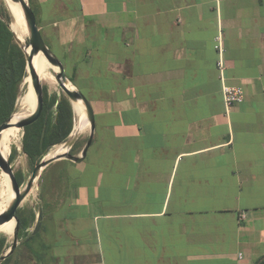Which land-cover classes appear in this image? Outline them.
Wrapping results in <instances>:
<instances>
[{"label": "crops", "instance_id": "0c3cea01", "mask_svg": "<svg viewBox=\"0 0 264 264\" xmlns=\"http://www.w3.org/2000/svg\"><path fill=\"white\" fill-rule=\"evenodd\" d=\"M37 1L95 131L81 162L42 171L10 264L263 256L264 0ZM218 36L227 83L243 89L229 110Z\"/></svg>", "mask_w": 264, "mask_h": 264}, {"label": "trees", "instance_id": "16d2710c", "mask_svg": "<svg viewBox=\"0 0 264 264\" xmlns=\"http://www.w3.org/2000/svg\"><path fill=\"white\" fill-rule=\"evenodd\" d=\"M29 2L45 43L57 54L52 43L46 40L42 34V26L46 24V14H44L43 6L37 0H29ZM10 18L9 11L4 9L0 4V124L15 112L18 93L27 75L25 54L13 31L10 29ZM69 79L74 83L71 77ZM73 110L74 107H72L63 92L60 94H49L46 86H43L42 112L36 121L23 128L22 150L27 155L31 170L49 152L51 147L61 144L68 139L74 126ZM78 142L76 141L71 148V154L78 147ZM12 152L9 157L10 162L14 158L15 147H13ZM15 176L19 185L25 183L26 178L21 171L16 172ZM42 177L43 173L40 178L41 182ZM10 190L9 187L8 191ZM7 196L11 197L13 195L12 193H8ZM17 217L20 221V228H25L32 222L34 215L29 209L18 208ZM8 246L7 237L1 236L0 255ZM12 253L1 264H10ZM253 264H264V255L257 258Z\"/></svg>", "mask_w": 264, "mask_h": 264}, {"label": "water", "instance_id": "95a60500", "mask_svg": "<svg viewBox=\"0 0 264 264\" xmlns=\"http://www.w3.org/2000/svg\"><path fill=\"white\" fill-rule=\"evenodd\" d=\"M13 3H16L20 6L22 10L23 19L28 32V40L27 43L21 44L19 42L18 37L15 35L12 30V26L10 25V29L13 31L17 41L22 47L25 59H26V72L29 74V78L31 80L34 97H35V106L33 111L26 117L18 118L14 124H12V115L6 119L4 122L0 124V140L1 133L4 129L15 125L19 128H24L25 126L33 123L38 119L42 112L43 108V85L40 79L38 72L36 71V67L34 66V58L36 55H41L45 58L48 63L53 67H57L58 71H55V78L60 86L63 94L70 101L72 107H74V103L81 102L84 110V122L89 124V135L87 140L81 149L79 155H74L70 153L71 148L75 144L79 132L76 130L74 134L63 142L62 146L59 148L60 153H55L48 156L45 159H41L32 169L30 176L26 180V183L23 188L18 184L15 173L12 169L11 162L8 159L4 158L0 150V170L8 175L9 178V187L12 190L13 197L9 204L0 211V226L14 220V228L12 231V241L9 244L8 248L2 252L0 255V264L15 250L18 239H19V230H20V221L17 217V210L21 206L23 200L26 196L32 191L35 186L36 181L40 177L44 168L49 165L51 162L58 159H69L73 162L79 163L81 162L87 154V150L90 147L95 131V115L93 108L90 102L87 100L85 95L69 80L66 75L64 65L57 57V55L48 47L45 43L40 28L36 22V16L34 11L30 5L29 0H10ZM10 13V12H9ZM11 21H13V16L10 13ZM71 134V133H70Z\"/></svg>", "mask_w": 264, "mask_h": 264}, {"label": "rangeland", "instance_id": "374dc122", "mask_svg": "<svg viewBox=\"0 0 264 264\" xmlns=\"http://www.w3.org/2000/svg\"><path fill=\"white\" fill-rule=\"evenodd\" d=\"M0 4L4 7V9H6V10L9 9V8H7V6H8L7 5V0H0ZM10 23H11V18H10ZM23 28H24V35L21 38L19 37V42L22 45L27 43V40H28V32H27V28H26L25 22H23ZM49 67H50V64H49ZM56 70L58 71L57 67H54V66L52 68L50 67L49 71H50L51 79H49L48 81H46V80L42 81V85L46 86L47 92L49 94H53V93L60 94L62 92V90H61L60 86L58 85L57 81H55L56 80V78H55V74H56L55 71ZM32 89L33 88H32V84H31V80L29 78V74L27 73V75L25 76V78H24V80H23V82L21 84L20 91L18 93L17 103H16V110H15L13 116H12V119L15 116L19 117L21 114H22L21 116L26 117L33 111L34 108L32 110L26 111V113H24L23 111H21L20 106H19V103L22 102L21 101L22 98H24L26 100L28 98L29 94L31 93ZM73 112H74V124H73L74 126H73V130H72L71 134L69 135V137L74 134V132L76 131V129H75L76 125L79 123V118L76 116V107H75V105H74ZM82 124L84 126L86 124V126L85 127L83 126L82 131L79 132L78 138L76 140V141H79L78 142L79 145L72 152V154H74V155H79L80 154L81 149L83 148L82 146L85 144V142H86L85 140L87 139V137L89 135V124L87 122L85 123L84 121L82 122ZM18 130H19L18 131V138L11 144L10 151H9L8 154H9V157H10L11 154L13 153L12 152L13 147L16 148V152L14 154V158L11 161L12 169H13L14 173H16L18 171H21L22 174L24 175V177L27 180L28 177L30 176L32 170H31V168L29 166L27 155L22 150V137H23V133H24L23 128H19L18 127ZM62 144L63 143L51 147L49 152L42 159H45L48 156H50L52 153L56 152L62 146ZM0 178H1L0 182H1V185H2V182H3V179H4V172H2V171H0ZM25 183H26V181H25ZM25 183L23 185H21V188L24 187ZM36 184H37V181L35 183V186H36ZM1 185H0V196L2 198H4V197L5 198L0 202V208L4 204L7 205V203H9L11 198H12V196L11 197L7 196L8 193H12V190L6 192V189L3 188ZM35 186L32 189V191L23 200L21 206L26 207V205H29V204H31L33 202V196L36 193ZM5 194H6V196H5ZM12 195H13V193H12ZM2 210H0V211H2ZM14 223L15 222L13 220V224ZM1 236H6L8 244L11 243V241H12V233H10L8 231H5V230H0V237Z\"/></svg>", "mask_w": 264, "mask_h": 264}, {"label": "bare ground", "instance_id": "6f19581e", "mask_svg": "<svg viewBox=\"0 0 264 264\" xmlns=\"http://www.w3.org/2000/svg\"><path fill=\"white\" fill-rule=\"evenodd\" d=\"M7 8H9V12L12 14L13 16V21H11L10 25L12 26V30L14 31L15 35L18 37L21 38L23 35H24V28H23V15H22V10L20 8V6L16 3H13L12 1L10 0H7ZM34 66L36 67V71L38 72L39 76H40V79L41 81H48L49 79H51V75H50V71H49V68L52 66L50 65L49 67V63L48 61L43 58L41 55H36V57L34 58ZM56 81V80H55ZM22 102L19 103V106H20V109L21 111H23L24 113H26V111H30L34 108L35 106V97H34V92H33V89L31 91V93L29 94L28 98L25 100L24 98H22L21 100ZM18 105V104H17ZM75 107H76V116L79 118V123L76 125V130L78 132L82 131L83 129V124L82 122L84 121V110H83V105L82 103L79 101V102H76L74 103ZM22 115V114H21ZM15 116L11 122L12 124H14V122L22 117V116ZM86 126V124H85ZM84 126V127H85ZM18 127H16L15 125H12L11 127H8L6 129H4L1 133V140H0V150H1V153L2 155L4 156V158L8 159L9 157V151H10V146L11 144L18 138ZM20 134V133H19ZM5 142L6 143V146H5ZM15 145V144H14ZM60 147V146H59ZM62 151H60L59 149L52 153V154H57V153H60ZM51 154V155H52ZM1 171V170H0ZM9 178H8V175L6 173H4V179H3V182H2V187L6 189V192L8 191L9 189ZM33 193V192H32ZM34 194V193H33ZM6 195V194H5ZM13 197V196H12ZM4 198H2L0 196V202L3 200ZM12 199V198H11ZM11 201V200H10ZM9 203H7L8 205ZM7 205H3L0 210H2L3 208H5ZM15 224V223H14ZM14 224H13V220L3 224L1 227H0V230H5V231H8L10 233H12L13 231V228H14Z\"/></svg>", "mask_w": 264, "mask_h": 264}, {"label": "built area", "instance_id": "2783aa9c", "mask_svg": "<svg viewBox=\"0 0 264 264\" xmlns=\"http://www.w3.org/2000/svg\"><path fill=\"white\" fill-rule=\"evenodd\" d=\"M216 49L218 51V60L216 66L218 68L219 77L221 80V94L225 109L229 110L234 104L242 102L243 89L240 86H234L227 83V78L224 73L225 71L224 46L221 36H218V38H216Z\"/></svg>", "mask_w": 264, "mask_h": 264}]
</instances>
